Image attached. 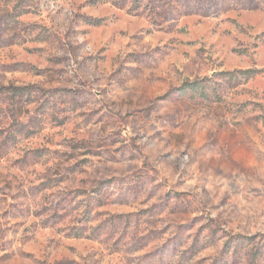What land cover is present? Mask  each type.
Wrapping results in <instances>:
<instances>
[{
	"label": "rangeland",
	"instance_id": "1",
	"mask_svg": "<svg viewBox=\"0 0 264 264\" xmlns=\"http://www.w3.org/2000/svg\"><path fill=\"white\" fill-rule=\"evenodd\" d=\"M0 264H264V0H0Z\"/></svg>",
	"mask_w": 264,
	"mask_h": 264
},
{
	"label": "trees",
	"instance_id": "2",
	"mask_svg": "<svg viewBox=\"0 0 264 264\" xmlns=\"http://www.w3.org/2000/svg\"><path fill=\"white\" fill-rule=\"evenodd\" d=\"M186 85H189V84L187 83ZM237 243H239V242H237ZM237 243L235 244V245H236L235 248H237V245H238ZM246 255H249V256H250L251 254H250L249 251H247V252H246Z\"/></svg>",
	"mask_w": 264,
	"mask_h": 264
}]
</instances>
